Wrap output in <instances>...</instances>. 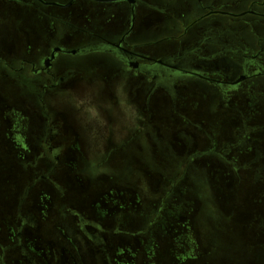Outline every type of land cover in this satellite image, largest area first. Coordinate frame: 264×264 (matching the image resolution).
Here are the masks:
<instances>
[{
    "label": "rangeland",
    "instance_id": "1",
    "mask_svg": "<svg viewBox=\"0 0 264 264\" xmlns=\"http://www.w3.org/2000/svg\"><path fill=\"white\" fill-rule=\"evenodd\" d=\"M205 1L210 4L239 0ZM254 1L247 0L239 6L246 9ZM191 2L193 19L202 14V7ZM91 3V14L78 6L47 7L40 3L34 12L11 5L0 7V59H9L18 67L19 60L43 56L55 46L77 47L91 40L81 30L92 33L93 39L121 38L127 4ZM78 17L82 26L71 21ZM111 25L114 30H109ZM136 31L138 40L147 38L142 24H137ZM162 46L161 52L171 44ZM61 58L64 65L79 63L88 79L75 91L65 90L61 103L51 104L53 122L63 124V136L55 143L63 142L66 148L59 162L45 157L42 149L45 117L38 89L28 77L17 76L14 85L0 77V246L7 248L16 242L14 227L22 197L36 178L50 174L54 183H37L24 205L23 214L30 210L37 220L33 228L24 232L28 259L43 264H109L82 246L77 226L78 217L84 215L109 232L102 234L115 246L110 251L113 264H264V207L260 195L255 189L239 187L238 177L227 171L224 163H217V157L197 159L186 166L188 154L205 148L188 141L187 138L200 139L193 128L184 124L186 130L179 131L181 121L171 109L161 111L155 102L151 107L157 110L156 116L164 117L162 124L168 129V134L165 129L158 133L157 152L156 146L144 144L143 138L117 151L108 168L92 172L94 164L106 158L102 156L104 144L111 143L108 149L117 146V140L136 127L137 95L121 86L122 78L115 75L116 63L104 54ZM94 73L102 74L100 80H92ZM103 85L107 87L104 94ZM192 90L196 110L191 113L189 109V116L204 121L213 139L228 140L236 130L232 113L222 110L212 122L214 106L197 98L200 92H206ZM207 91L208 95L212 93ZM74 92L79 96L74 97ZM46 101L49 105L51 99ZM259 120L264 125L263 114ZM144 132H139V137ZM164 140L170 143L165 145ZM85 141H89L86 150L90 156L84 151ZM122 151L126 154H119ZM178 180L174 192L167 196L170 184ZM163 199L167 211L150 229ZM119 216L122 226L117 229L113 222ZM7 254L11 262L21 260L15 250H8Z\"/></svg>",
    "mask_w": 264,
    "mask_h": 264
},
{
    "label": "flooded vegetation",
    "instance_id": "2",
    "mask_svg": "<svg viewBox=\"0 0 264 264\" xmlns=\"http://www.w3.org/2000/svg\"><path fill=\"white\" fill-rule=\"evenodd\" d=\"M191 1L199 3L202 7V14L193 19ZM245 1L247 0L229 3L213 1L208 4L205 0H187L183 3H179V0H116L115 2L90 0L87 4L84 0H69V3H73L70 7L78 6L88 14L93 12L94 5L91 2L127 4L123 10L125 33L117 41H110L101 37L93 39L92 33L81 30L91 40L77 47L55 46L43 56L19 60L18 67L9 59H0V77L11 85L15 84L13 82L16 81L17 76L28 77L38 89L39 101L45 117L42 149L43 152L45 151V157L59 162L60 155L65 153L66 148L63 142L57 145L55 143L63 136L61 134L63 124L53 122L51 104L61 103L64 100L65 90L75 91L88 79L85 71L79 68V63L64 65L61 56L84 58L93 54H104L116 63L115 75L118 79L122 78L121 86L124 85L127 92L130 89L134 90L137 95L134 106L138 116L136 127L121 140H117L119 141L117 146L108 149L107 145L111 143L104 144L105 150L102 156L106 158L97 165L94 164L95 169H92V172L108 168L110 159L118 153L117 151L131 144L134 145L143 138L144 144L148 145L150 142V145L156 146L155 152H157L158 133L165 129L168 134V129L162 124L164 117L159 118L156 116L157 110L151 109L155 102L157 109L162 111L168 108L177 115L181 121V125L177 126L179 131L186 130L184 126L186 124L198 133L200 139H187L200 148L204 147L205 150L200 152L195 150L188 154L186 166L190 167L197 159L217 157V163H224L228 167L226 170L238 177L239 187L247 186V189H255L256 193L258 192L261 206L264 207V125L259 120L264 109V0H256L243 9L239 4H244ZM38 3L47 7L58 4L56 7L69 8L65 7L69 3H51L45 0H0V7L11 5L34 12L38 8ZM221 17L224 19L221 20ZM71 21L77 25L83 24L81 17ZM139 23L145 26L144 33L147 38H144V41L138 40L136 27ZM109 30H114V26L111 25ZM164 43H170L171 47L161 52ZM125 71L130 74L126 75ZM100 76L102 74L94 73L92 77L96 79L91 78L93 81L100 80ZM140 84H143V88ZM138 85L139 88L136 87ZM97 87L100 91L99 86ZM106 88L102 86V94L107 91ZM193 88L199 92H206H200L197 98L209 103V107L214 106V115L210 118L212 122L217 120L216 117L222 110L232 113L231 117L236 121V130L234 134L229 135L228 140L213 139L204 121H195L189 116L187 112L189 109L191 113L196 110L193 105L196 97L191 94ZM205 88L212 93L208 95ZM76 96H79L78 92H74V97ZM47 98L51 99L49 105ZM192 116L194 117L193 114ZM80 129L83 130L81 127ZM85 129L89 130L88 127ZM143 131H145L143 136L139 137V132ZM167 140H164L165 145L170 143ZM195 142H202V145ZM88 143L89 141H85L84 145L87 146L84 147V151L89 155L90 151L86 150ZM150 149L153 152L151 147ZM119 154L126 153L122 151ZM34 167L36 168L37 164ZM56 168L57 166L53 171ZM42 180L54 183L50 174H44L36 178L26 190L19 204L18 220L14 227L16 242L7 248L0 246L2 248L0 264H43L28 259L29 249L23 241L25 230L37 224L32 211L28 210L23 214L24 205L31 189ZM178 183L179 180L170 184L171 192L167 196L174 192ZM164 203V199L159 202L150 229L157 226L160 215L167 211ZM78 218L77 232L81 237L82 246L87 248L93 257L113 264L110 251H113L115 246L109 244L105 237L109 232L106 233L105 227L92 218L84 215ZM113 223L117 229H120L122 226L120 216ZM261 228L262 233L264 218ZM8 250H15L21 260L11 262L12 258L11 256L8 258Z\"/></svg>",
    "mask_w": 264,
    "mask_h": 264
},
{
    "label": "water",
    "instance_id": "3",
    "mask_svg": "<svg viewBox=\"0 0 264 264\" xmlns=\"http://www.w3.org/2000/svg\"><path fill=\"white\" fill-rule=\"evenodd\" d=\"M99 1H102V2H115L116 0H99ZM47 5H50V4H47ZM53 6H57L58 4H52ZM73 5V3L71 2V3H69L67 6H65V7H70V6H72ZM73 53H76V52H73Z\"/></svg>",
    "mask_w": 264,
    "mask_h": 264
},
{
    "label": "crops",
    "instance_id": "4",
    "mask_svg": "<svg viewBox=\"0 0 264 264\" xmlns=\"http://www.w3.org/2000/svg\"><path fill=\"white\" fill-rule=\"evenodd\" d=\"M263 111H262V114L264 115V109H262Z\"/></svg>",
    "mask_w": 264,
    "mask_h": 264
}]
</instances>
